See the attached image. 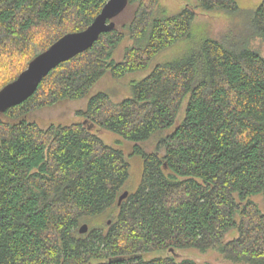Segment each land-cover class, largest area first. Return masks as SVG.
Segmentation results:
<instances>
[{
  "label": "trees",
  "instance_id": "1",
  "mask_svg": "<svg viewBox=\"0 0 264 264\" xmlns=\"http://www.w3.org/2000/svg\"><path fill=\"white\" fill-rule=\"evenodd\" d=\"M106 1L0 0V90L60 37L85 29ZM196 1L206 11H241L235 0ZM157 2L128 0L90 48L0 112V264H196L176 258L187 248L264 264V212L253 200L264 196V54L253 45L264 41V0L220 37L195 36L192 9L167 14ZM183 40L180 55L130 81L129 97L97 92L81 111L88 125L133 142L142 156L137 185L123 152L87 124L42 128L27 119L87 96L106 72L147 69ZM232 229L237 237L223 244Z\"/></svg>",
  "mask_w": 264,
  "mask_h": 264
},
{
  "label": "rangeland",
  "instance_id": "2",
  "mask_svg": "<svg viewBox=\"0 0 264 264\" xmlns=\"http://www.w3.org/2000/svg\"><path fill=\"white\" fill-rule=\"evenodd\" d=\"M237 6L241 9L238 14H231L225 11L212 10L206 11L198 6L196 0H158L157 11H165L167 14H175L183 8L192 9L195 12V18L192 22V31L195 36L207 33L211 37H220L222 34L233 30L235 26L241 25L245 21V14L254 10L262 0H235ZM132 9L126 11L124 17L130 18ZM233 25V27H232ZM240 27V26H239ZM199 37V36H198ZM128 39L124 40L116 49L113 55L115 61H120L123 57V51L126 45L130 44ZM189 44L188 40H183L176 45L160 52L151 62L147 69L127 72L121 78H114L109 72H106L90 89L87 96L78 99H66L57 102L52 106H45L30 112L27 116L29 121H34L39 127L45 128L50 124L68 125L71 123L87 124L81 111L86 108L88 99L97 92H105L115 100L129 97L131 89L129 83L132 80L141 79L146 76L156 63L169 61L180 55L185 47ZM253 45L259 47L264 54V41L254 40ZM88 125V124H87ZM88 128L97 134L104 143L120 149L129 163L130 186H135L140 180L142 168V156L133 152V142L122 138L119 134L101 128L94 124H89ZM153 140L146 144H142L145 150L151 151L153 148ZM162 152V151H160ZM253 200L259 209L264 212V196L257 194L253 196ZM236 220L238 217L236 216ZM238 235L235 229L227 232L222 239V243L236 238ZM167 252H155L154 255H166ZM177 259L190 258L196 264H235L219 253L216 249L200 250L196 248L177 249L174 250ZM241 264V263H236Z\"/></svg>",
  "mask_w": 264,
  "mask_h": 264
},
{
  "label": "water",
  "instance_id": "3",
  "mask_svg": "<svg viewBox=\"0 0 264 264\" xmlns=\"http://www.w3.org/2000/svg\"><path fill=\"white\" fill-rule=\"evenodd\" d=\"M127 1L107 0L100 12L85 29L65 34L49 48L34 57L13 81L0 90V112L20 104L31 96L42 78L58 64L90 48L101 33L113 27L114 23L111 19L124 9ZM127 195L128 190H124L118 197V203ZM87 230V223H82L78 227L81 234Z\"/></svg>",
  "mask_w": 264,
  "mask_h": 264
}]
</instances>
